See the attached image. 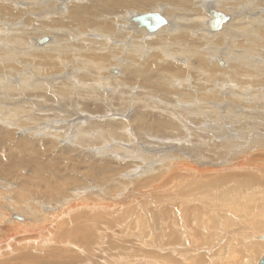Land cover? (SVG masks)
<instances>
[{
	"label": "bare ground",
	"instance_id": "bare-ground-1",
	"mask_svg": "<svg viewBox=\"0 0 264 264\" xmlns=\"http://www.w3.org/2000/svg\"><path fill=\"white\" fill-rule=\"evenodd\" d=\"M211 9L227 18L217 31L210 29ZM153 13L166 20L155 32L134 22ZM129 20L137 27H128ZM0 24L11 30L6 33L0 27V264L12 253L23 261L29 257L31 264L47 259L53 263L54 258L62 264L69 258L73 264L97 259L102 264H180L172 255L178 252L185 254V264H213L196 262L192 254L187 259L188 251L201 255L192 244L223 239L228 240V254L218 248L214 261L234 264L229 254L236 251L241 258L236 264H264V238L254 240L264 236V0H0ZM37 28L40 37L33 35ZM27 101L28 107L23 105ZM161 111L169 119H160ZM109 113L122 119L114 122ZM195 114L205 118L198 121ZM59 120L60 125H49L55 132L47 131L46 124ZM18 130L25 139L15 142L18 150L9 149ZM42 135L51 138L43 148H38L39 140L27 143V137ZM219 140L222 154L211 150L209 162L232 166L221 191L217 180L211 186L212 206H204L203 212L184 209L185 226L175 225L169 216L163 220L151 208L156 206L153 201L161 205L175 196L169 191L167 199L162 197L161 185L169 183L166 190L174 191L187 182L180 177L175 183L167 171L189 173L195 158L206 162L193 150L186 152V162L169 151L181 152V144L193 141L217 149ZM60 141L70 145L50 154L52 143ZM107 154L120 162L105 161ZM17 156L25 159L22 165ZM65 161V167L77 166L84 174L65 172ZM87 173L94 185L83 182ZM129 186L147 194L152 205L146 204L142 217L147 226L140 229L147 244L126 248L123 257L106 263L88 256H106L99 248L104 233L93 235L89 243L71 238L70 231L61 236L66 218L76 211L72 205L82 195L103 189L117 202L116 193ZM86 200L91 204L89 197ZM100 207L88 205L77 210V216L99 214ZM118 213L121 219L132 214L126 207ZM140 218L131 227H142ZM150 246L167 249L150 253ZM81 248L84 260L78 255Z\"/></svg>",
	"mask_w": 264,
	"mask_h": 264
},
{
	"label": "rangeland",
	"instance_id": "rangeland-1",
	"mask_svg": "<svg viewBox=\"0 0 264 264\" xmlns=\"http://www.w3.org/2000/svg\"><path fill=\"white\" fill-rule=\"evenodd\" d=\"M220 12V11H219ZM161 14V13H160ZM53 17V16H51ZM127 26L128 27H135V23L131 20H129L127 23ZM0 27H3V31L6 32V33H9L10 28H7V27H4L3 24H0ZM137 27V26H136ZM38 29V28H37ZM33 35L37 36V37H40L41 36V31L38 29L36 31L33 32ZM36 41V39L33 40V44L34 42ZM39 45V44H38ZM44 45V44H43ZM35 46V45H34ZM36 47V46H35ZM220 66H224V64L221 62L219 64ZM120 75V74H119ZM13 79H11L12 81ZM12 95H17V93H13ZM28 95V94H26ZM28 101L27 102H23V105L28 107ZM105 106V110H107V107H109L107 105V102H104ZM7 105H10L12 107L14 106H18L17 104H13V103H9ZM37 113V112H36ZM63 114V113H62ZM99 114V112H98ZM97 114V115H98ZM64 115V114H63ZM130 115V114H129ZM129 115L127 116V118L129 117ZM34 116V115H33ZM110 113L108 114V118H111V119H114V122H117V121H120V119H122V117H119V116H111ZM25 118L23 119H27L26 118V115L24 116ZM126 117V116H125ZM158 117L160 119H165L167 117V114L164 113V112H159L158 114ZM195 119L196 120H203L205 118V115L203 116H199V115H196L195 114ZM167 119H169V117H167ZM87 120V119H85ZM224 121V120H223ZM60 120L58 122H53V123H48L46 125H48L47 127V131H49V129H52V132H55L53 130V127L52 126H58L60 125ZM49 125H52L49 127ZM181 128V127H180ZM217 130L220 128V125H217L216 126ZM65 130H57V132H63ZM194 131V129H193ZM14 132V131H12ZM131 132H132V129H131ZM51 133V132H50ZM49 133V134H50ZM53 134V133H51ZM181 134V132H180ZM179 134V135H180ZM192 134V133H190ZM208 133H206L205 135H207ZM14 136V141H12L11 143L7 144V147L9 149H14V150H18V147L16 145V143H18L19 139H25L24 138V134L21 133L20 130H18V132L16 131V133L13 134ZM44 136V137H43ZM46 136V138H45ZM17 140H16V138ZM49 136L48 135H42V137L40 138V136L37 138V139H32L30 137H27L28 139L27 140V143L29 144H34L32 140H37L36 142L41 141L37 144L38 148H43L44 146V142L45 141H48L49 142V139H51L50 137L48 138ZM94 137V136H93ZM148 138V137H146ZM29 140V141H28ZM215 141H217L216 139H214ZM31 141V142H30ZM153 139H150L148 142H152ZM16 142V143H15ZM194 144H181V148H183V151H169L168 154H179L181 159L183 161L186 162V160H188L186 157H187V153L189 150H193L194 152H197V156H198V153L201 154V157H203L202 159L205 160L206 162L204 161H199V162H196L198 159L195 158L193 163L195 164V166L193 167V170H189V173L188 171H185V170H168V174H167V177H171L174 179L175 183L178 182V178L180 177H187V182L184 183V185L180 188L176 187V186H173V187H176L175 190H166L168 189V185L169 183H165L163 185H161V187L163 188L162 189V197L164 198H168V192L171 191V194H173L175 196L174 198V201H166V202H162L161 205H158L156 204V201H153V205H156V206H152L150 203H149V199H147L148 195L146 194L144 196V193H141L142 191L141 190H135L134 191V188L129 186L130 188H128L127 190H123L121 192H117L116 193V198H117V202H112V197L109 196V194L106 192V190H103V189H98L99 191L101 192H96V189L95 191H91L93 193V195L90 193V194H84L82 195V198L79 199L77 201L76 204L72 205L74 208L73 210H76L74 212H71V216L72 217H69V218H66V224L63 225V229H67L66 231L63 230L61 232V236H65L69 231H70V234H71V238L73 239H82V240H85L86 242H90V240L93 238V235H97L98 236L101 234V233H104V236L106 237L105 240L103 241V243L100 245V249L101 250H105L106 251V256L104 255H99L98 252H94L92 253V255H88L90 258H94V257H98V258H103L102 260H105L104 262L108 263L107 261L109 259H114V262L116 259L120 258V257H123L121 256V253L127 248L129 249L130 251H132L133 249H136V248H140V246L142 245H139V244H144L146 242L147 244V241L148 238H146L145 236L142 235V233H140L141 230H144L146 227L144 226H147V223H144V219L146 220V217H142L144 216L147 212L145 211V207L147 205H150L148 207H151V208H154V210L156 212H159L161 213L162 217H163V220H165L168 216L170 217V219H175V225L179 226V224L183 223V225H188L187 221H186V213L184 212V209H189V208H193V209H196L198 210L199 212H203L205 209V207H210L212 206V200H211V197H210V193L209 191L212 192V185L214 184V182L217 180L218 183H219V190L221 191L222 188L224 187V185L226 184V181L224 180L223 177H229L231 175V173H227L229 171V168L232 166L230 163H225V162H220L218 164H213V162H209L210 161V151L213 150L216 151L218 154H222V150H223V141L219 140L217 143V149H213L211 148L210 146L212 145H209V143H200L198 141H193ZM222 142V143H221ZM215 143V144H216ZM219 143V144H218ZM36 144V143H35ZM112 144V142L110 143V145ZM197 144V145H196ZM60 145H63L64 147L65 146H68L70 144H68V141L66 142H61L58 143L57 142V146L55 143H52L51 145V148L50 149V154L52 153V155H56L58 152L60 153L62 151V148L60 147H63V146H60ZM121 144H114V146L116 147H119ZM10 146V147H9ZM111 147V148H113ZM222 147V148H221ZM58 148V149H57ZM59 148H60V151H59ZM192 148V149H191ZM205 148V149H204ZM7 148L4 149V153L6 152ZM205 150V151H204ZM209 150V151H208ZM83 151L85 152L86 149H83ZM89 151H90V148H89ZM3 152V151H2ZM2 152L0 151V155H3ZM57 152V153H56ZM206 154V155H205ZM106 156H109L108 154ZM186 156V157H185ZM207 157V158H206ZM105 161H108V160H111L109 158H115L114 161H119L120 160L116 157H103ZM107 159V160H106ZM17 160L18 162L22 165L24 163V160L25 159H22L21 157L17 156ZM196 162V163H195ZM203 162V163H202ZM64 164L67 163L66 161L63 162ZM62 163V167L63 168H67L66 170H64L65 172H70L71 173H76V175H78L77 173L81 172L80 174H84V170H78V167L76 168L75 166H72L74 169H72V167H65L67 164H63ZM208 164V165H207ZM221 165V167H220ZM223 165V166H222ZM226 165V166H225ZM231 165V166H230ZM226 168H225V167ZM86 167V165H85ZM114 167V166H112ZM115 167H119V171H123L124 168L121 169L120 166H115ZM225 168V169H224ZM220 169V170H219ZM86 170L88 171V168H86ZM204 170V171H203ZM61 172L60 174L62 176H65L66 173ZM24 172H27L26 169H24ZM23 172V173H24ZM224 172V173H223ZM64 173V174H63ZM226 173V174H225ZM79 174V175H80ZM189 174V175H188ZM213 174V176H212ZM230 174V175H229ZM171 175V176H170ZM86 179L83 180V182H86V183H91L92 185H94L93 183V178H91L88 173L84 175ZM221 177V178H220ZM81 179V178H79ZM229 179V178H228ZM224 185H223V184ZM76 189H79L78 187H75ZM221 188V189H220ZM159 189V188H158ZM124 191H127V192H124ZM141 191V192H140ZM141 194H140V193ZM167 192V193H166ZM125 193V194H124ZM134 193V194H133ZM67 194H70V190L67 192ZM121 194V195H120ZM167 194V196H165ZM87 195V196H86ZM104 195V196H103ZM117 195H120V196H117ZM127 195V197H125ZM132 195V196H131ZM141 195V196H140ZM122 196V197H121ZM124 196V197H123ZM173 196V197H174ZM86 197V198H85ZM90 198V201H91V204L86 200L87 198ZM92 197V198H91ZM109 197V198H108ZM180 197V198H179ZM108 198V199H107ZM127 198V199H126ZM131 198V200H129ZM138 198H141V199H138ZM177 198V199H176ZM85 199V200H84ZM93 199V200H92ZM111 199V200H110ZM114 199V198H113ZM144 199V200H143ZM95 200V201H94ZM126 200V201H125ZM131 202H129V201ZM143 200V201H142ZM154 200V198L152 199ZM128 201V202H127ZM145 201V202H144ZM196 201V202H195ZM96 202V203H95ZM155 202V203H154ZM207 202V203H206ZM127 203V204H126ZM132 205H131V204ZM131 206H130V205ZM147 204V205H146ZM177 204V205H176ZM218 204H221V201L218 202ZM81 205H83V207H80ZM88 205H93L95 206L96 208H98V206H102V208L100 207V212L99 214H95V215H89V217H80V216H77V210H83L82 208H87ZM105 205V206H104ZM134 205V206H133ZM174 205V206H173ZM173 206V208H171ZM184 206V207H183ZM205 206V207H204ZM76 207V208H75ZM120 207L124 208L126 207L127 208V211L129 214H131L130 218L128 219H121L119 218L118 216L120 215V213L116 214L118 210H120ZM162 207V208H160ZM178 207V209H177ZM159 208V209H158ZM166 208V209H165ZM180 208V209H179ZM98 210V211H99ZM137 210L139 212H137ZM177 210V211H176ZM179 210V211H178ZM132 211V212H130ZM162 211V212H161ZM166 211V212H164ZM219 211H221L219 209ZM150 212V211H148ZM164 212V213H163ZM173 212V213H171ZM177 212V213H176ZM180 212V213H179ZM184 212V213H183ZM189 212H193V211H189ZM112 214H116V215H112ZM178 214V215H177ZM181 214V215H180ZM226 214L225 213H222L221 215H219V221H224V215ZM134 217H133V216ZM140 215V216H138ZM148 216L150 217V213H148ZM183 216V217H181ZM92 217V218H91ZM141 217V218H140ZM71 218V219H70ZM89 218V219H88ZM139 218L140 220H143L142 221V224L143 225L142 227H139L138 229L136 227H131L133 225H136L138 222L140 223L139 221ZM191 219V218H190ZM127 220V221H126ZM129 221V222H128ZM194 221H197V220H194ZM241 221H243V219H239L237 220L238 223H241ZM147 222V220H146ZM138 223V224H139ZM124 224V225H123ZM220 224V223H219ZM126 225V226H125ZM122 226V227H121ZM149 226V225H148ZM238 227V226H237ZM129 228H132V233H128L130 232V229ZM204 230L208 233V231L210 230L209 226L207 224H205V226L203 227ZM128 229V230H126ZM134 229V230H133ZM141 229V230H140ZM126 230V231H125ZM81 231V232H80ZM181 231V230H180ZM65 232V234H64ZM83 232V233H82ZM110 232V233H109ZM124 232V233H123ZM81 233V234H80ZM119 233V234H118ZM84 234V235H83ZM109 234V235H108ZM112 234V235H111ZM74 235V236H73ZM77 235V236H76ZM134 235L132 237V240H131V236ZM97 236V237H98ZM122 237V238H120ZM139 237V238H138ZM134 238H135V241H134ZM141 238V239H140ZM264 236H261V237H257V238H254V240L256 239H263ZM119 239V240H118ZM125 239V240H124ZM140 239V241H139ZM127 240V241H126ZM108 243H107V242ZM112 241V242H111ZM117 241V242H116ZM227 239H223L221 242H218L216 244H206V245H199V244H195V245H191L192 249L194 250H199L197 251L198 253H201V255H196L191 253L190 251H188V255H187V259L189 258V254L191 255L190 257H192L193 259L192 260H195L196 262H199L201 263L203 260L204 261H209L210 262H213V264H219V261H214V257L215 255H217V253L219 254L220 253V250L217 252V249L218 248H224L226 251H227V254H228V250L226 249V244H227ZM252 240H249V242H251ZM106 244H105V243ZM116 242V243H114ZM118 243V245H117ZM105 246H104V245ZM111 244V245H110ZM107 245V246H106ZM130 245H133L132 247H129ZM151 245V244H150ZM215 245V246H214ZM118 246V249L115 250V248ZM121 246V247H120ZM103 247V248H102ZM105 247V248H104ZM120 247V248H119ZM124 247V249H123ZM150 249V253L152 252H159V253H163L164 249L166 250L167 248H162L161 251L159 250H154V248H152V246L149 247ZM122 249V251H121ZM209 249V250H208ZM216 251V252H215ZM114 252H117V253H114ZM190 252V253H189ZM166 253H169L166 252ZM181 253V254H180ZM207 253V254H206ZM206 254V255H205ZM226 254V255H227ZM240 253L239 252H233L230 255L229 257V260H231L234 264L238 263L241 258H240ZM74 258V256L76 255V252L74 250V252L71 254ZM78 255L80 256L81 260H84L86 258V254H85V249L84 248H81L79 249V253ZM123 255V253H122ZM176 259L179 260V263L180 264H185L181 261H184V257H185V254H183V252H178V256L172 254ZM42 256L44 257H47V253L46 252H43ZM236 256V257H235ZM242 256H245L244 254L241 255ZM115 257V258H114ZM238 257V258H237ZM22 257L19 256V254L17 253H12L11 256H7L6 258L3 257L2 261H5L6 263L5 264H14V263H20V264H31L30 262V259H28L29 257H25L26 260H22L21 259ZM21 259V260H20ZM70 259V258H69ZM68 259V262L69 264H73L74 263V259ZM239 259V260H238ZM18 260V261H17ZM56 260V262L54 261ZM92 260V259H91ZM213 260V261H212ZM234 260V261H233ZM20 261V262H19ZM44 261H47V262H43V264H53L54 262L57 264L61 263V261L59 262V260L57 261L56 258L53 259V263L49 262V260H44ZM98 262H92V264H102L103 262L99 261L98 259L96 260ZM68 262L66 264H68ZM73 262V263H72ZM78 262V261H77ZM193 264L194 262L191 261ZM54 263V264H55ZM78 264V263H76ZM113 264V263H111Z\"/></svg>",
	"mask_w": 264,
	"mask_h": 264
},
{
	"label": "water",
	"instance_id": "water-1",
	"mask_svg": "<svg viewBox=\"0 0 264 264\" xmlns=\"http://www.w3.org/2000/svg\"><path fill=\"white\" fill-rule=\"evenodd\" d=\"M209 14L212 18L209 23L210 29L212 31H217L221 29L223 23L226 21L227 18L222 16L213 9L209 11ZM134 22L139 27H144L148 32L152 33L157 31L159 28H161L166 23V20L162 18L160 15L153 13V14L141 15L137 17L134 20Z\"/></svg>",
	"mask_w": 264,
	"mask_h": 264
}]
</instances>
